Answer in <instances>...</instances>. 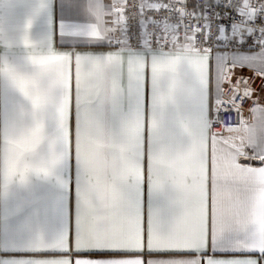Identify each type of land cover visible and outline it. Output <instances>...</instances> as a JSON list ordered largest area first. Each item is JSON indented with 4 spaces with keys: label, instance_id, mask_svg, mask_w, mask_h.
Here are the masks:
<instances>
[{
    "label": "snow or ice",
    "instance_id": "snow-or-ice-1",
    "mask_svg": "<svg viewBox=\"0 0 264 264\" xmlns=\"http://www.w3.org/2000/svg\"><path fill=\"white\" fill-rule=\"evenodd\" d=\"M56 7L0 0V264H261L264 0Z\"/></svg>",
    "mask_w": 264,
    "mask_h": 264
},
{
    "label": "built area",
    "instance_id": "built-area-1",
    "mask_svg": "<svg viewBox=\"0 0 264 264\" xmlns=\"http://www.w3.org/2000/svg\"><path fill=\"white\" fill-rule=\"evenodd\" d=\"M108 2H110V0H107ZM211 3V0H188V6L189 9H191L193 6L197 5V4H204V3ZM255 2V0H254ZM228 11L231 13V9H228ZM213 12H222V9L220 8H216L213 7L212 10L209 12V16H210V22L212 24V31L213 33L217 34L216 31V25L217 24H225L227 31L225 33V35L231 37V28H230V23L231 21L225 17L221 20H216L215 17L212 15ZM232 16H235V13H231ZM201 24H203V21H201ZM131 28H132V36H133V43H135L136 41V33L138 31V28L136 26V22L132 21L131 22ZM182 35V33H181ZM252 43V38H248V42L246 44H244L243 46H239V51H248L249 50V45ZM211 48H212V53L216 52V51H225V52H229L232 53L234 51L237 50V45L234 42H229L228 46L225 47L223 42H221L220 44H217L215 42V40L213 39V41L211 42ZM251 50H258V49H251ZM235 75L232 77L233 81L236 80L237 77H244L247 78V82H248V86L252 89V93H251V98L245 100L244 104H243V118L245 119L246 117H248L249 115H251L252 113L250 112V109L255 107L256 104L254 103L257 100V94L259 92V90L261 89V87L264 85V78H262L260 75H257L255 72H243V71H239L236 68L234 69ZM227 88V86H225ZM244 85L241 84V90L243 89ZM230 92H225V95H230ZM222 124L218 125L216 127V131H221V132H226L225 129L228 126H235L236 125V121H237V115L235 111H232L228 114H221L220 117Z\"/></svg>",
    "mask_w": 264,
    "mask_h": 264
},
{
    "label": "crops",
    "instance_id": "crops-1",
    "mask_svg": "<svg viewBox=\"0 0 264 264\" xmlns=\"http://www.w3.org/2000/svg\"><path fill=\"white\" fill-rule=\"evenodd\" d=\"M59 2L60 0H56V17L58 18L60 15V10H59ZM105 3H109L107 0H105ZM59 35H58V31L57 34L54 36V41L56 42L57 47H59ZM249 51V50H248ZM248 51H241V52H248ZM252 51H257V50H252ZM217 52H225V51H216L213 53V57L216 55ZM239 71H243V72H255L252 68H249L247 66L245 67H237L236 68ZM257 100L259 103V106H264V85L261 87V89L259 90L258 94H257ZM245 120H248L249 122H251L253 120V115H249L248 117L245 118ZM228 133L225 132V135H227ZM217 255H221L219 253H217ZM227 255H235V256H244V255H255L258 256V253H249V254H245V253H230ZM261 264H264V261L261 262Z\"/></svg>",
    "mask_w": 264,
    "mask_h": 264
}]
</instances>
